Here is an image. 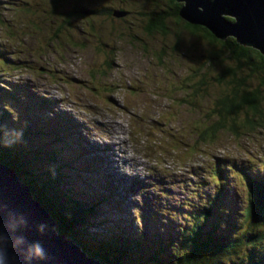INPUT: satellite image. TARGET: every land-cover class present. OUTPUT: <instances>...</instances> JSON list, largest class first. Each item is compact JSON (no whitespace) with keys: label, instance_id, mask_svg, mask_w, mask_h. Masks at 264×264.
Returning <instances> with one entry per match:
<instances>
[{"label":"rangeland","instance_id":"1","mask_svg":"<svg viewBox=\"0 0 264 264\" xmlns=\"http://www.w3.org/2000/svg\"><path fill=\"white\" fill-rule=\"evenodd\" d=\"M47 2L0 0V108L6 109L11 133L27 132L31 149L58 152L57 160L42 155L35 164L59 170L63 193L98 203L97 214L87 218L90 230L84 226L87 233L105 238L113 232L120 244L138 240L144 250L143 233H175L191 223L179 218L181 211L175 205L181 201L183 208L197 201L190 195L192 178L180 192L171 188L170 193L158 195L154 189L136 197L145 189L134 181L147 166L141 156L145 145L150 147L145 134L153 120L166 125L161 134L152 130L156 139L150 141L166 147L169 160L163 163L200 162L202 156L211 162L213 155L229 147L230 156L249 157L244 166L251 175L263 177L264 128L239 140L225 131L210 140L199 138L210 123L207 112L226 87L216 79L238 62L222 51L218 67L203 68L212 45L190 34L176 17L167 19L159 31H146V21L138 13L166 6L165 0H68L66 11L75 8L84 14L63 30L65 11L53 15ZM99 5L129 13L123 19L94 16ZM240 64L239 74L248 75L251 86H264V75L248 72ZM203 72L208 73L207 93L195 102L189 91ZM128 138L132 140L127 143ZM247 185L246 179L231 175L224 185V203L218 207L231 215L241 212ZM136 199L145 210V225L131 209Z\"/></svg>","mask_w":264,"mask_h":264},{"label":"trees","instance_id":"2","mask_svg":"<svg viewBox=\"0 0 264 264\" xmlns=\"http://www.w3.org/2000/svg\"><path fill=\"white\" fill-rule=\"evenodd\" d=\"M67 1L47 2V10L49 8L51 14L56 15L59 10L65 11L61 13V20L64 22L60 25L62 30L75 17L80 15L83 17L82 10L86 9L79 6L82 13H78L75 8L66 11L65 7L69 4ZM171 2L174 6L172 15L180 20L178 16L180 5ZM93 12L94 16L104 15L113 18L105 10L95 9ZM95 23L91 24L94 36L97 34ZM156 24L158 23H152L151 26L159 31L161 27ZM183 26L190 34L200 36L212 45V48L206 51L207 65L205 64L203 68L208 66L207 68L212 70L217 63L220 64L219 54L222 51L229 52L230 57L238 62L223 69L216 79L217 83L226 87L221 89V95L213 101L214 107L207 112L209 113L207 120H210V123L203 128L198 135L199 138L210 140L214 134L225 131L235 140H239L245 133L264 128V86L261 84L260 87H253L248 82V75L242 77L239 74L240 63H243L247 66L248 72L264 75V56L254 49L240 46L232 38L226 42L219 41L205 28L187 23ZM55 37L58 36L54 35ZM207 76L208 73L203 72L202 77L191 85L189 96L193 97L195 102H199L202 98L200 96L207 93L205 86L208 84L204 81ZM6 114V109L0 108V161L29 185L33 198L57 222L58 233L69 237L88 257L101 264H264V177L246 175L242 165L237 167L231 165L234 169L232 173L228 168H224L228 158L221 154L213 155L214 159L211 162L206 160L203 163L188 165L184 168L188 176L189 172L196 176L191 195L197 203L188 204L183 208L181 216L191 223L181 226L175 233L155 235L143 233V242L146 246L144 250L140 249L141 242L138 240L133 242L127 239L129 242L127 245L118 246L114 243L117 239L112 236L115 234L113 232L105 238H95L91 232L85 231L84 226L89 227L88 216L97 214L98 203L78 201L69 197L68 193H63L59 180H64V177L58 174L59 170L38 167L35 164L36 160L43 157L42 155H45L44 158L47 160H50L47 156H50L52 161L57 160L58 152L31 149L28 146L26 131L13 134L8 130ZM158 162L157 158L156 164L149 170L151 174L158 175L161 168ZM236 173L246 178L248 198L244 209L231 215L218 206L224 203L223 190L226 180ZM165 175L173 177L167 171ZM134 204L133 208L145 224L147 222L145 211L138 203ZM186 210L188 213H185ZM120 237L118 234V239Z\"/></svg>","mask_w":264,"mask_h":264},{"label":"water","instance_id":"3","mask_svg":"<svg viewBox=\"0 0 264 264\" xmlns=\"http://www.w3.org/2000/svg\"><path fill=\"white\" fill-rule=\"evenodd\" d=\"M171 1L180 5L176 20L205 28L222 42L232 38L264 56V0ZM37 245L46 259L33 264H101L58 233L57 222L33 198L29 185L0 162V260L27 264L25 258L36 254Z\"/></svg>","mask_w":264,"mask_h":264},{"label":"flooded vegetation","instance_id":"4","mask_svg":"<svg viewBox=\"0 0 264 264\" xmlns=\"http://www.w3.org/2000/svg\"><path fill=\"white\" fill-rule=\"evenodd\" d=\"M166 6H157L155 5V7L151 8L148 12L146 13H138L139 16L141 18H143L146 23H145V30L146 31H153L155 30L154 27L152 28V23H158L156 25H159V27L161 28H164V23L167 19H171L173 18L174 16L172 15L173 13V10H174V6H173V3L171 2H168V0H165V3H164ZM97 10H100V11H107L109 12L110 16L113 17V18H124V16L129 13L127 11H124V10H113L112 8H108V7H105V6H102V5H99V9ZM91 13V12H90ZM89 13V14H90ZM155 16L160 19L157 20V18H155ZM147 18V19H146ZM160 29V28H159ZM157 30V29H156Z\"/></svg>","mask_w":264,"mask_h":264},{"label":"clouds","instance_id":"5","mask_svg":"<svg viewBox=\"0 0 264 264\" xmlns=\"http://www.w3.org/2000/svg\"><path fill=\"white\" fill-rule=\"evenodd\" d=\"M37 252L35 255H29L25 259L27 261V264H33V261H42L46 259V253L43 250L42 245H37ZM0 264H2V260H0Z\"/></svg>","mask_w":264,"mask_h":264},{"label":"bare ground","instance_id":"6","mask_svg":"<svg viewBox=\"0 0 264 264\" xmlns=\"http://www.w3.org/2000/svg\"><path fill=\"white\" fill-rule=\"evenodd\" d=\"M196 28V27H195Z\"/></svg>","mask_w":264,"mask_h":264}]
</instances>
